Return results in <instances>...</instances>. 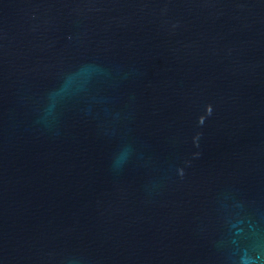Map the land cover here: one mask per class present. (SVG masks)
<instances>
[{"label":"water","instance_id":"95a60500","mask_svg":"<svg viewBox=\"0 0 264 264\" xmlns=\"http://www.w3.org/2000/svg\"><path fill=\"white\" fill-rule=\"evenodd\" d=\"M0 264H264V0H0Z\"/></svg>","mask_w":264,"mask_h":264}]
</instances>
